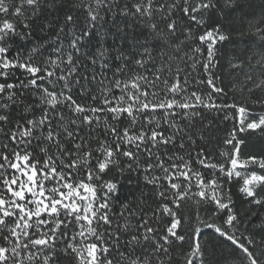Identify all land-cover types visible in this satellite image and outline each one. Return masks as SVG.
<instances>
[{"label": "snow or ice", "instance_id": "1", "mask_svg": "<svg viewBox=\"0 0 264 264\" xmlns=\"http://www.w3.org/2000/svg\"><path fill=\"white\" fill-rule=\"evenodd\" d=\"M0 264H264V0H0Z\"/></svg>", "mask_w": 264, "mask_h": 264}]
</instances>
